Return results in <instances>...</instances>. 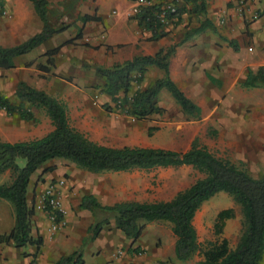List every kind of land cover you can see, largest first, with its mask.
I'll return each mask as SVG.
<instances>
[{
  "label": "crops",
  "instance_id": "obj_1",
  "mask_svg": "<svg viewBox=\"0 0 264 264\" xmlns=\"http://www.w3.org/2000/svg\"><path fill=\"white\" fill-rule=\"evenodd\" d=\"M47 1L50 3L49 17L55 8L56 12H67L73 16L79 12L80 15L88 14L98 17L97 21H86L79 24L83 28V39H88V36L93 35L88 31L95 25L102 29L99 41L92 44L94 47L98 46V52L86 46V48L83 47L85 54L82 57L94 58L97 55L95 61L105 67L121 63L136 55H152L158 49L166 48L174 41L179 42L168 57V75L184 95L198 106L199 114L206 105L213 111L216 110V118L220 125L217 134L218 142L221 150H226L227 156L222 158L209 152L216 158L227 160L240 169L243 168L242 170L253 177L261 176L264 168V99L255 102L261 114L254 119L252 126L249 112L251 108L249 89L252 87L243 86L242 81L248 69L254 71L257 67L264 65V13L247 21L244 27L233 0H230L232 5L227 3L228 0H205V16L210 20L211 27L185 40L174 39L169 33L150 40V33L138 26L132 17L131 10L134 2L120 0L123 4L117 7L113 0ZM142 1L146 2V0ZM148 1L161 3L164 0ZM0 4L2 6L0 46L15 45L39 31L41 22L28 0H0ZM262 4L263 2H258L254 7H260ZM219 16L224 17V21H221L222 25L218 24ZM71 26H68V29ZM65 40L67 39L64 32L60 31L28 52L13 57L12 67L0 68V95L17 105L18 100L14 96V89L18 81H23L50 96L58 93V85L67 86L68 83L61 78L67 73L62 74L58 66L56 69H51L49 66L47 71L38 69L39 64H45L43 53ZM229 41L235 44V49L228 44ZM65 45L70 44L65 43ZM65 45H61V48ZM69 57L71 58V56H65L68 62ZM53 65H56L54 60ZM162 75L163 72L159 68L148 67L140 83H133L127 95L130 96L136 89L145 88ZM161 90L158 95L165 93ZM81 93L78 99L72 100V97H69L68 100H63L69 125L81 132L87 130L90 133L99 132V134L108 135L111 128L107 123L108 118L104 116L106 110L102 106L90 105L84 100V92ZM222 96L224 99H221ZM103 99L109 102L105 96ZM223 109H226V115L219 114V110ZM32 114L34 120L26 121L16 113L7 114L4 109L0 108V141L10 143L28 141L40 138L52 130L51 122L44 112L40 116L36 112ZM51 160L46 161L30 175L25 194L27 204L33 210L30 219V235L39 236L42 244L36 249L33 244L15 247L10 241L0 243V264H31V262L33 264H54L59 257L78 249L81 251L82 264H121L127 260L132 264H155V260L165 257L173 260L175 237L170 230V224H168L169 227L158 224L168 223L166 221L146 222L138 238L131 243V239L115 228L110 220L93 240L82 243L81 239L86 235L87 228L94 218L88 210L79 207L81 196L91 194L101 205H111L120 201L116 196L119 187L110 180L106 182L105 187L101 188L99 184H94L89 192L77 194V182L71 175L64 178L61 175L64 172L58 166L54 167ZM253 161L256 162V175H253L247 168L248 164ZM49 166L52 168L42 171ZM117 173L132 175L127 171L93 174L113 177ZM9 174L8 170L0 173V183L5 181L4 177L8 179ZM39 178L43 179V184L39 183ZM59 178L64 180L58 192L63 224L57 231H52L46 215L35 210L33 205L45 183ZM193 219L194 215L191 223L195 229ZM229 221L226 219L222 228V237L226 239L229 232ZM12 225V208L6 200L0 198V235L7 233ZM195 235L197 236L196 230ZM235 244L228 245L233 248ZM118 247L127 249V253L122 256L114 255L113 250ZM133 248L144 249L145 253H138L139 251ZM201 259L200 255H196L192 260H175L172 263L199 264ZM261 262L264 264V248Z\"/></svg>",
  "mask_w": 264,
  "mask_h": 264
},
{
  "label": "trees",
  "instance_id": "obj_2",
  "mask_svg": "<svg viewBox=\"0 0 264 264\" xmlns=\"http://www.w3.org/2000/svg\"><path fill=\"white\" fill-rule=\"evenodd\" d=\"M28 1L41 22L40 29L15 45L0 46L1 69L12 67L13 57L28 52L54 33L62 31V28H56L50 23L48 15L50 3L47 0ZM146 2L138 7L132 17L138 26L150 33L149 39L155 40L167 34L164 23L158 17L162 3L148 0ZM163 11L164 17L174 18V22L179 20L183 12L203 16L198 27L184 32L182 40L211 27L210 20L205 16V0H182L181 6L175 7L173 12ZM79 20L83 24L86 21H97L98 17L82 14ZM80 35L79 31L73 38L45 51L43 53L45 64H39L38 69L47 71L48 67L53 65L54 56L60 46L81 37ZM178 43L160 48L152 55H136L107 67L95 65L94 71L102 79L101 91L109 97L113 107L136 119L151 114H161L163 109L157 105L156 98L159 91L165 89L183 113L196 118L199 115L198 106L184 95L168 75L167 60ZM228 44L232 49L236 48L232 41ZM150 66L162 70V77L155 79L143 89H136L128 96L127 92L131 85L139 84L144 72ZM242 85L264 87V65L254 71L248 69ZM14 96L18 100L17 105L0 95V108L7 114L16 113L21 119L30 120L33 114L23 106V103L42 107L53 128L37 139L12 143L0 141V173L5 170L10 173L9 180L0 184V198L11 204L13 213V225L7 233L0 235V243L10 241L15 247L33 244L36 249L41 246L42 239L30 235L33 210L28 206L25 194L30 175L48 160L65 159L90 173L189 165L200 176L165 201L116 202L111 205H101L93 195H82L79 207L88 210L94 220L88 226L81 242L93 240L110 220L115 228L131 239V243L138 238L146 222L166 221L170 224V230L175 237L173 254L178 261H185L197 252L202 258L200 264H262L264 168L260 177H253L229 161L216 158L195 141L183 151L161 147H111L96 144L68 124L63 105L44 91L18 81ZM102 106L111 109L106 104ZM18 159L23 161L21 166L16 163ZM51 168L49 166L42 171ZM219 191L231 197L239 206L242 215V227L233 248L229 247L226 238L220 237L224 221L234 216L232 208L221 209L215 214L212 224L215 239L206 241L203 246L197 243L191 223L194 212L200 204ZM54 264H82L81 251L78 249L61 256Z\"/></svg>",
  "mask_w": 264,
  "mask_h": 264
},
{
  "label": "rangeland",
  "instance_id": "obj_3",
  "mask_svg": "<svg viewBox=\"0 0 264 264\" xmlns=\"http://www.w3.org/2000/svg\"><path fill=\"white\" fill-rule=\"evenodd\" d=\"M164 1L173 2L175 7L181 6L182 4V0ZM258 2H263V4L260 7H254ZM113 3L116 4L117 7L123 4L120 0H113ZM227 3L232 5L230 0H228ZM233 3L236 6L239 14L238 16H240L243 23L245 22L246 24L247 21L253 20L264 13V0H242V3H239V0H233ZM74 16L67 12H56L55 8V11L53 14H50L49 17L50 23L54 27L62 28L67 40L73 38L79 31L81 32V37L71 41L69 43L70 45L64 44L65 46L63 48L60 46L58 53L54 56L53 60L56 65H52L51 69H56V66H58L62 74L67 73L66 76L61 78L65 80L68 85L65 87L63 85H58V93L54 94L55 96L52 97L57 99L63 105L64 109H66L63 100H68L69 97H72V100L78 99V96L82 95L81 92H84V100L88 101L90 105L102 106L106 104L111 107V109L104 108L106 111L103 110L104 116L108 118L107 123L111 128V132H109L108 135H102L101 133L99 134V132L90 133V131L87 130H85L86 132L76 131L81 133L88 140L96 144L103 143L105 146L162 147L181 151L187 149L191 142L195 141L213 154L219 155L222 158L227 156L226 150H221L222 148L218 142L217 134L220 125L216 118V110L213 111L211 107H207V105L201 109L200 114L196 118H193L183 113L169 93L162 89L161 92L165 93H160L156 98L157 105L163 109L161 114H151L145 118L136 119L127 115L119 108H114L109 97L101 91L102 79L98 77L94 71V66L99 65L95 61L97 55H95L94 58L82 57L85 54L83 47L86 48V46L92 48L94 52H98V46L96 45L97 47H94L92 44L99 41L102 29L95 25L88 31L93 35L88 36V39H83V28L79 26V18L81 15L78 12ZM202 17V15L196 16L188 12H183L178 21L174 22V20L165 27L167 35L169 33L172 34V38L181 39L184 32L200 25ZM217 21L218 24L222 25L223 22L221 21H224V17L219 16ZM68 26H71V28L68 29ZM90 38L92 40H90ZM93 38H95V40H93ZM89 42H91V44ZM174 43L176 42L174 41ZM65 56H71V58L69 57V62L66 61ZM104 96L109 99V102L103 101ZM249 97L251 102L249 112L251 113V122L253 126L254 119L261 114V110L256 107L255 102L264 99V87L250 88ZM221 99H224L223 96ZM24 104V107L28 108L32 113L36 112L40 116L43 115L44 112L46 115L42 107H35L28 103H23V105ZM226 112V109L219 110V114L223 113L226 115ZM32 120H34V117L26 121ZM51 162L54 163V167L58 166L59 169L64 172L61 174L64 178L71 175L75 182H77V194L89 192L94 184H99L102 188L105 187L104 185L106 182L110 180L114 181L119 187L116 195L118 199H120L119 202L165 201L170 199L177 191L186 188L200 176V174L189 165L156 167L149 170L135 169L127 171L129 172L128 174H132L133 176L120 175L117 173L113 175V177H108V175L104 174L96 175L90 173L65 159L55 158L52 159ZM16 163L21 166L23 161L18 159ZM255 163L256 162L253 161L249 163L247 167L253 175L257 174ZM4 180L5 181L1 183L7 182L9 178L7 179V177H4ZM38 181L43 184V179L39 178ZM7 204L11 207L9 202H7ZM224 208H232L234 211V216L229 219V232L227 233L228 244L233 246L237 242L242 227L240 208L233 202L228 194L219 191L202 202L194 212L193 222L195 227L194 230L197 232L196 241L198 244L203 246L206 241L215 239L212 232L214 217L219 210ZM158 224L169 227V223ZM220 237H222V233ZM116 249H121L122 254L120 256L127 253V249L124 250L123 247H118ZM116 249H114L113 252ZM136 250L140 253H145L144 249L136 248ZM196 255L200 254L196 252L189 259L192 260ZM175 260L174 257L172 261L169 257H165L155 260L154 263L173 264L172 262ZM121 264L132 263L127 260Z\"/></svg>",
  "mask_w": 264,
  "mask_h": 264
},
{
  "label": "built area",
  "instance_id": "obj_4",
  "mask_svg": "<svg viewBox=\"0 0 264 264\" xmlns=\"http://www.w3.org/2000/svg\"><path fill=\"white\" fill-rule=\"evenodd\" d=\"M147 2H143L142 0L134 1L133 8L131 10V14L137 12L139 5L146 4ZM161 11L158 13L159 20L164 23V27L168 24L172 23L175 19L174 18H166L164 17V11L168 10L173 12L175 9V4L170 1H163L161 2ZM239 3H242V0H239ZM2 11V6L0 4V12ZM64 184V180L62 178L53 179L45 183L44 187L42 188L41 192L36 197L35 203L33 208L37 211L43 212L48 221L49 227L52 231H57L63 224L62 221V209L60 207V200L58 192L62 185ZM140 253V252H138ZM116 256H120L122 254L121 249H116L113 253Z\"/></svg>",
  "mask_w": 264,
  "mask_h": 264
}]
</instances>
